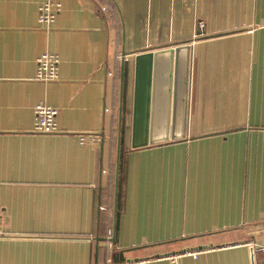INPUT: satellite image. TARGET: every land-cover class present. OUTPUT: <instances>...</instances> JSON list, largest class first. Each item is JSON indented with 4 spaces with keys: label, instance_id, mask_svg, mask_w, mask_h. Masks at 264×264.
Segmentation results:
<instances>
[{
    "label": "crops",
    "instance_id": "0c3cea01",
    "mask_svg": "<svg viewBox=\"0 0 264 264\" xmlns=\"http://www.w3.org/2000/svg\"><path fill=\"white\" fill-rule=\"evenodd\" d=\"M178 45L186 138L131 149L134 57ZM38 103L57 133L33 132ZM263 245L264 0H0V264H264Z\"/></svg>",
    "mask_w": 264,
    "mask_h": 264
},
{
    "label": "water",
    "instance_id": "95a60500",
    "mask_svg": "<svg viewBox=\"0 0 264 264\" xmlns=\"http://www.w3.org/2000/svg\"><path fill=\"white\" fill-rule=\"evenodd\" d=\"M124 39H122L123 46ZM122 57L126 55L122 47ZM191 48L178 45L134 57V87L131 118V149L186 138ZM124 65L120 70V103ZM121 112V107H120ZM120 124V120H119ZM120 136V128L118 137ZM120 138V137H119ZM119 166L116 155L115 199Z\"/></svg>",
    "mask_w": 264,
    "mask_h": 264
},
{
    "label": "built area",
    "instance_id": "2783aa9c",
    "mask_svg": "<svg viewBox=\"0 0 264 264\" xmlns=\"http://www.w3.org/2000/svg\"><path fill=\"white\" fill-rule=\"evenodd\" d=\"M61 10L60 3L45 2L38 6L37 22L39 25L48 28ZM60 59L59 56L52 53H42L35 59V76L38 82H53L59 76ZM59 110L44 103H38L33 108V132L37 134H54L58 132L57 117ZM93 136H80L81 145L93 142ZM257 251L264 254V245ZM197 253H192L196 256ZM178 256H170L168 259L176 262Z\"/></svg>",
    "mask_w": 264,
    "mask_h": 264
},
{
    "label": "rangeland",
    "instance_id": "374dc122",
    "mask_svg": "<svg viewBox=\"0 0 264 264\" xmlns=\"http://www.w3.org/2000/svg\"><path fill=\"white\" fill-rule=\"evenodd\" d=\"M113 140H114V142L116 141V135H113Z\"/></svg>",
    "mask_w": 264,
    "mask_h": 264
},
{
    "label": "trees",
    "instance_id": "16d2710c",
    "mask_svg": "<svg viewBox=\"0 0 264 264\" xmlns=\"http://www.w3.org/2000/svg\"><path fill=\"white\" fill-rule=\"evenodd\" d=\"M121 143H122V141H121Z\"/></svg>",
    "mask_w": 264,
    "mask_h": 264
}]
</instances>
